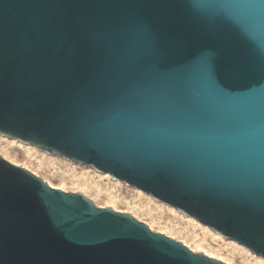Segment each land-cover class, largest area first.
I'll use <instances>...</instances> for the list:
<instances>
[{
    "label": "water",
    "instance_id": "obj_1",
    "mask_svg": "<svg viewBox=\"0 0 264 264\" xmlns=\"http://www.w3.org/2000/svg\"><path fill=\"white\" fill-rule=\"evenodd\" d=\"M0 136L264 258V0H0ZM0 264L224 263L0 158Z\"/></svg>",
    "mask_w": 264,
    "mask_h": 264
},
{
    "label": "rangeland",
    "instance_id": "obj_2",
    "mask_svg": "<svg viewBox=\"0 0 264 264\" xmlns=\"http://www.w3.org/2000/svg\"><path fill=\"white\" fill-rule=\"evenodd\" d=\"M1 138H5V137L1 136ZM11 140L12 141L14 140L13 144H9ZM18 143L22 146L25 145V144L20 143L16 139L5 138L4 140H0V150L2 148L5 149V150L2 149L3 152L0 151L1 152L0 156L3 155V156H6L7 158L14 159L22 165L26 164L29 170L36 172V174L39 175V177L47 181L49 180L50 183L54 185H57L60 179H63L65 181V185H67L65 186L67 192H70V191L72 192L75 190L78 191L75 187H73V185H71V182L74 181V179L72 180V175L74 171H76L77 173L76 175L78 176L81 173H85L86 174L85 176L89 178V181L96 182L99 185V187L102 189V194L99 196H96L93 191L83 192L85 193V195H87L86 198L88 199L91 198L92 200H94L93 202L90 199L95 205H99V206L106 205V198L104 195L105 191H108L118 196L120 202L116 204V209L119 211L128 210V207L125 204L126 201H129L131 203L134 202L135 204H139L142 206H145L147 205V203H149V207H151L152 209H156L154 212H152L153 214L152 213L147 214V208L145 207L142 209L134 208L132 210L136 213L137 218L140 220L138 221L144 224L146 223L145 225L147 224L151 225L153 228V231L154 230L159 231L160 225L158 223L167 224L169 226L173 225L175 226L174 231H172L173 237H174L173 240L177 242L185 241L187 244H189V246L192 245L191 247H193V240H192L191 233L194 232L198 235L199 238H205V242L203 243V246L206 250H208L209 252H213L216 255H219L225 261L229 260L231 264H264V258H261V257H258L252 254L251 252L244 249L241 245L240 246L245 250V252H242L241 250H233L230 246H227L225 242H222L215 238H211L209 235H206V234L204 235V233L198 227H195L193 229L190 226V224L188 225V221L185 219V217L187 218V216L181 214L174 208L154 200L153 198L149 197L143 192L142 193L144 194V196L138 195L135 191L136 190L135 188L129 187L125 185L123 182L114 180L109 175H108L109 176L108 179L105 177L98 178V174H101V173L96 172L91 167H82V166L73 164L70 161L65 160L64 158H59L55 156H52L57 159L55 164L48 165V166L43 165L40 167L39 165H37L38 164L37 162L40 158L38 154H32L31 156L32 158L31 157L26 158L24 156V152H22L23 149L17 146ZM26 146H29V145H26ZM33 157L35 160L33 159ZM69 164L76 166L73 169V172L71 173L69 170V167H70ZM170 208H172V210H174L175 212H171ZM153 218H156L155 220L156 222L154 223H153ZM157 219H159L160 222L157 223ZM176 230H180V233H177ZM208 247H210V249Z\"/></svg>",
    "mask_w": 264,
    "mask_h": 264
},
{
    "label": "bare ground",
    "instance_id": "obj_3",
    "mask_svg": "<svg viewBox=\"0 0 264 264\" xmlns=\"http://www.w3.org/2000/svg\"><path fill=\"white\" fill-rule=\"evenodd\" d=\"M1 138V136H0ZM5 138H1L0 140H4ZM7 141V140H6ZM14 143V140L10 141L9 144H13ZM18 147H20L21 149H23L22 152H24V156L26 158H30L32 156V154H38V156L40 157L39 160H38V164L40 167L43 166V165H53L55 164L56 162V158L55 157H52L51 155H47L43 152H40L38 150H36L34 147H30V146H26V145H20L18 143L17 145ZM17 147V148H18ZM4 149V148H2ZM2 149L0 151H2ZM5 150V149H4ZM3 152V151H2ZM1 153V152H0ZM4 154V153H3ZM0 158L10 162L11 164L15 165V166H19V167H22L24 169H26L27 171L31 172L33 175L35 176H38L36 174V172L34 171H31L27 168V165L24 164H20L18 161L14 160V159H11V158H7L6 156H0ZM32 158V157H31ZM34 159V157H33ZM30 160V159H29ZM35 160V159H34ZM26 165V166H25ZM70 165V164H69ZM45 167V166H44ZM76 166L74 165H70L69 167V170H70V173L73 172V169L75 168ZM39 168V167H38ZM69 173V174H70ZM76 171H74L73 175H72V180L74 179L73 182H71V185H73V187H75L78 191H72L73 193H80V194H83L85 197H87V195H85V193L83 192H90V191H93L95 193L96 196H99L102 194V189L99 187V185L96 183V182H93V181H89V178H87L85 175V173H81L78 175H76ZM101 177H105V178H109V176L107 174H98V178H101ZM41 178V177H40ZM49 187L53 188V189H58V190H62L63 192H67L65 186V181L63 179H60L59 183L57 185H54L52 183H50V181L48 180H45L43 178H41ZM71 179V177H70ZM136 193L140 196H144V194L136 189L135 190ZM71 192V191H70ZM82 192V193H81ZM104 195H105V198H106V205L104 206H99V205H96L97 207H101V208H111L112 210H114L115 212H121V213H128L130 214L133 218H135L137 221L139 220L136 216V213L132 210L134 208H139V209H142V208H147V214H151L152 212H154L156 209H152L151 207H149V203H147V205L145 206H142V205H139V204H135L134 202L131 203L129 201H126L125 204L126 206L128 207V210L127 211H119L116 209V204L120 202L118 196L108 192V191H105L104 192ZM91 199V198H89ZM149 199V198H148ZM92 200V199H91ZM94 202V200H92ZM152 201V200H150ZM163 206V205H162ZM170 211L171 212H175L174 210H172V208H170ZM153 214V213H152ZM173 214V213H172ZM185 219L188 221V225L190 224V226L194 229L195 227H198L200 228V230L204 233V235H209L211 238H215V239H218L222 242H225L227 246H230L233 250H241L242 252H245V248L243 249L239 244L231 241V240H224L222 237H220L218 234L216 233H213L208 227L206 226H202L200 223H198L197 221H195L194 219L190 218L187 216V218L185 217ZM156 218H153V223L156 222L155 221ZM140 221V220H139ZM160 222L159 219H157V223ZM146 224V223H145ZM160 225L159 227V231H155L157 233H160V234H163L165 235L166 237H169L171 239H174L173 237V233L172 231H174V227L173 225L169 226L167 224H162V223H158ZM151 231H153V228L151 225L147 224L146 225ZM153 231V232H154ZM177 233H180V230H176ZM192 234V240H193V247L189 246V244H187L185 241H180L181 244H183L185 247H187L191 252L193 253H201L203 254L204 256H207L209 258H213L215 260H218L220 262H223L224 264H231L229 260L225 261L224 259H222L219 255H216L214 254L213 252H209L208 250H206L203 246V243L205 242V238H199L198 235L194 232L191 233ZM210 249V247H208ZM216 251V250H215ZM247 253V252H246Z\"/></svg>",
    "mask_w": 264,
    "mask_h": 264
}]
</instances>
